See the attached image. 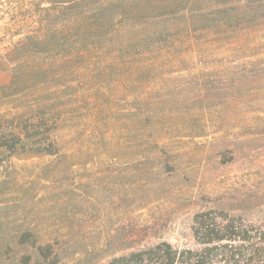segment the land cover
I'll return each mask as SVG.
<instances>
[{
    "label": "rangeland",
    "instance_id": "374dc122",
    "mask_svg": "<svg viewBox=\"0 0 264 264\" xmlns=\"http://www.w3.org/2000/svg\"><path fill=\"white\" fill-rule=\"evenodd\" d=\"M182 2L0 0V116L43 118L58 149L4 155L0 264L34 254L26 232L56 264H105L161 241L196 248L202 211L264 220V15L193 29L169 15L217 0ZM101 25L95 45L77 42L79 27ZM47 31L75 43L64 60L42 52Z\"/></svg>",
    "mask_w": 264,
    "mask_h": 264
},
{
    "label": "trees",
    "instance_id": "16d2710c",
    "mask_svg": "<svg viewBox=\"0 0 264 264\" xmlns=\"http://www.w3.org/2000/svg\"><path fill=\"white\" fill-rule=\"evenodd\" d=\"M204 1L183 0L186 5L191 4V6ZM248 2V0H240L237 4H231L228 0H217L214 7L207 11L197 13L196 9H190L189 13L184 12L182 15L173 13L169 15V18L190 20L193 29L198 21L204 22L208 27L227 28L230 25H239L246 20H257L261 14L264 15L260 10L250 9L243 5ZM170 5H175V2ZM98 16L101 15L88 17L91 25L93 21L100 18ZM146 17L151 16H140L139 18ZM78 29L73 34L77 36V42L86 46L90 42L95 45L102 35L109 33L107 29L103 30L102 25L97 26L98 31L93 27H79ZM57 33L47 31L39 37L42 38L41 43L46 46L42 52L46 53L48 57L58 54L59 58L64 60L65 53H67L64 45L68 43L73 47L75 43L72 45L65 40H58V36H55ZM50 36L55 41L57 40V43L45 42ZM62 48H64V52H62ZM18 49L20 47L14 48L8 55ZM74 51L69 53L73 55ZM25 58L11 61L13 62L10 65L13 77L9 85L3 87L5 90L15 88L19 82L18 79L23 77L30 56ZM44 69L42 66L39 67V70L44 71ZM26 114L28 113H19L14 117L0 116V163L3 162L4 155L6 157L21 152L54 154L58 150L52 141H48L50 129L46 121L43 118L27 117ZM192 235L197 245L196 248H179L168 241H161L127 254L115 256L105 264H264V220L254 222L226 211H202L195 214L193 218ZM20 243L28 244L34 250L33 255L23 258V264H29L31 261L34 264H56L58 262L53 246L39 243L32 233H24L20 238Z\"/></svg>",
    "mask_w": 264,
    "mask_h": 264
}]
</instances>
